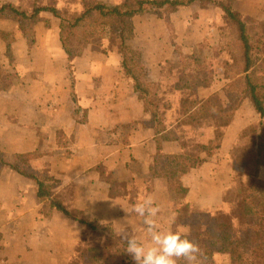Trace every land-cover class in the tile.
I'll return each mask as SVG.
<instances>
[{"label":"crops","instance_id":"obj_1","mask_svg":"<svg viewBox=\"0 0 264 264\" xmlns=\"http://www.w3.org/2000/svg\"><path fill=\"white\" fill-rule=\"evenodd\" d=\"M2 2L60 8L63 0ZM233 8L256 20L264 38V0H234ZM226 24L214 1H194L168 18L161 11L136 15L124 48L147 86L143 96L108 29L71 61L56 22L5 28L10 33L1 32L0 22V264H55L62 245L107 242L115 244L117 264H134L120 233L126 229L144 243L150 238L124 209L146 196L160 209L161 231L199 239L216 216L231 149L258 123V113L245 96L224 102L218 148L186 172L166 174L163 158L197 153V104L189 97L197 88L206 97L224 88L227 81L216 75L223 61L232 62Z\"/></svg>","mask_w":264,"mask_h":264},{"label":"trees","instance_id":"obj_2","mask_svg":"<svg viewBox=\"0 0 264 264\" xmlns=\"http://www.w3.org/2000/svg\"><path fill=\"white\" fill-rule=\"evenodd\" d=\"M194 1H214L226 16V43L232 62L223 61L216 80H226L224 88L212 97L204 89H194L189 102L197 109L199 124L195 130L197 153L193 157L165 156L166 174L201 163L204 156L218 148L223 137L222 120L224 102L248 97L258 113L259 121L240 133L229 155V173L223 182V191L216 202L215 218L204 226L197 241L202 256L213 264H264V180L259 178V166L264 155V38L261 25L254 19H244L234 10V0H128L111 5L99 0H68L72 8H58L36 3L29 9L12 2L0 3L1 25L18 26L27 31L36 24L51 27L56 22L59 39L69 60L73 61L93 40L101 39L105 31L124 57L123 64L133 77L137 92L147 94V86L138 80L139 68L126 53L124 42L133 37V18L150 11H161L165 18ZM65 3V0H63ZM49 14V16H45ZM3 33H10L4 28ZM204 84L201 88H205ZM200 98V101L197 99ZM189 102L186 107H189ZM254 138V150L247 153L246 163L241 158L235 163L242 138ZM237 148V149H236ZM231 182L235 187H232ZM60 210L67 212L62 207ZM77 219L96 229L93 222ZM115 244L107 242L93 248H72L62 245L55 249L56 264H117L113 250Z\"/></svg>","mask_w":264,"mask_h":264},{"label":"clouds","instance_id":"obj_3","mask_svg":"<svg viewBox=\"0 0 264 264\" xmlns=\"http://www.w3.org/2000/svg\"><path fill=\"white\" fill-rule=\"evenodd\" d=\"M126 213H133L146 227L150 238L148 243L139 240L126 229L120 233L126 245L125 251L131 256L134 264H200L202 250L182 233L161 231L156 217L160 211L151 196L138 200Z\"/></svg>","mask_w":264,"mask_h":264},{"label":"rangeland","instance_id":"obj_4","mask_svg":"<svg viewBox=\"0 0 264 264\" xmlns=\"http://www.w3.org/2000/svg\"><path fill=\"white\" fill-rule=\"evenodd\" d=\"M55 1H57V0H55ZM67 1L68 0H65V3L64 2H60L59 3L60 7L63 8L66 5V8H70V7L72 8V6L69 5V3L66 4ZM20 6H26V5H20ZM4 28H6L5 25H4ZM7 28L9 30H11V27L7 26ZM248 137L249 136H247L245 138H242V141H240V143L238 144L237 148H239V150H238V153H236L237 154V158H235V163L239 162L241 160V158L244 160L243 162L246 163L247 162L246 158H248L247 157V153L249 152V150H251V151L254 150V147L252 146L254 138H248ZM231 184H232V187H235L233 182H231ZM55 264H56V262H55Z\"/></svg>","mask_w":264,"mask_h":264}]
</instances>
